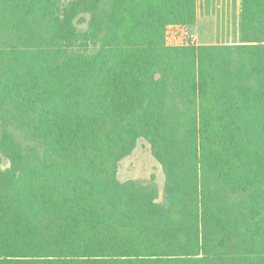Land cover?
<instances>
[{
    "label": "trees",
    "instance_id": "trees-1",
    "mask_svg": "<svg viewBox=\"0 0 264 264\" xmlns=\"http://www.w3.org/2000/svg\"><path fill=\"white\" fill-rule=\"evenodd\" d=\"M237 1L238 42L190 45L198 0H0V264H264V0ZM140 139L162 195L119 179Z\"/></svg>",
    "mask_w": 264,
    "mask_h": 264
},
{
    "label": "rangeland",
    "instance_id": "rangeland-1",
    "mask_svg": "<svg viewBox=\"0 0 264 264\" xmlns=\"http://www.w3.org/2000/svg\"><path fill=\"white\" fill-rule=\"evenodd\" d=\"M197 14L196 24L184 30V36L180 41L190 45L232 44L239 41L238 1L198 0ZM88 18L89 15H82L77 19L80 31L87 29ZM118 176L122 182L132 180L144 186L156 185L161 195L163 193L165 174L161 164L154 157L150 144L145 139H140L133 152L121 160Z\"/></svg>",
    "mask_w": 264,
    "mask_h": 264
},
{
    "label": "built area",
    "instance_id": "built-area-1",
    "mask_svg": "<svg viewBox=\"0 0 264 264\" xmlns=\"http://www.w3.org/2000/svg\"><path fill=\"white\" fill-rule=\"evenodd\" d=\"M194 42V41H193Z\"/></svg>",
    "mask_w": 264,
    "mask_h": 264
}]
</instances>
